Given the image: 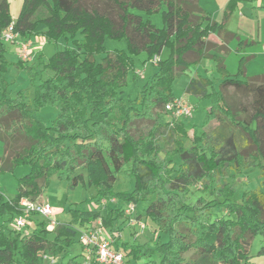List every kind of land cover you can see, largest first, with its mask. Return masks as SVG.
Returning <instances> with one entry per match:
<instances>
[{"label":"trees","instance_id":"16d2710c","mask_svg":"<svg viewBox=\"0 0 264 264\" xmlns=\"http://www.w3.org/2000/svg\"><path fill=\"white\" fill-rule=\"evenodd\" d=\"M236 3L229 0L222 20L216 22L197 0H23L15 18L8 0H0V33L13 22V31L23 41L34 35L49 42L66 40L46 60L37 51L26 64L21 59L9 62L7 43L0 39V171L11 172L18 165L30 168L18 178L12 198L0 193V264H44L45 258L55 256L63 264H99L93 250L86 252L79 240L80 251H70L78 230L73 225L82 229L98 220L114 238L112 248L123 253L125 264H247L251 240L264 237V72L246 74L250 56L239 57L234 74L226 69L224 57L235 34L224 24ZM157 12L161 28L149 18ZM211 34L220 42L212 41ZM107 38L125 39L126 49H106ZM251 44L241 40L235 51ZM164 49L168 55L156 61V71L140 87L137 104L120 97L128 73L137 78L134 56L145 52L152 60ZM203 59L214 63L218 85L198 76L189 79L185 91L209 100L203 125L213 120L218 125L209 135L194 126L192 145L186 148L181 139L187 136L185 116H172L166 123L158 118L175 99L174 81ZM11 66L29 77V84L13 96L2 78ZM45 106L57 110L49 125L38 117ZM141 121L150 128L135 134ZM164 130L173 147L161 157L157 135ZM251 166L260 169V187L243 191L238 202L232 201L231 183L214 184L225 172L236 180ZM122 171L133 178L130 191L113 190ZM55 173L71 187L95 188L89 199L93 209L69 208L70 225L58 223L49 229L45 220L32 216L24 228H16L20 200H40ZM195 183L208 192L191 201L190 186ZM113 199L134 207L147 204L143 216L153 222L156 233L151 242L128 243L115 237L124 209L102 205ZM213 208L225 209L227 216L213 218ZM189 251L194 257L186 259ZM258 253H264V246Z\"/></svg>","mask_w":264,"mask_h":264},{"label":"rangeland","instance_id":"374dc122","mask_svg":"<svg viewBox=\"0 0 264 264\" xmlns=\"http://www.w3.org/2000/svg\"><path fill=\"white\" fill-rule=\"evenodd\" d=\"M87 4L94 2L95 0H84ZM10 13L12 18H15L21 8V4L23 0H8ZM201 3L204 4L205 9L213 18H217L219 11L213 5L211 0H201ZM206 4V5H205ZM254 8V11L257 12L258 20L257 28L258 32L256 33V37L260 40L264 41V11L257 8L255 2H250V8ZM253 11V10H251ZM134 13H138L142 15L144 18L146 16L142 12H138L133 10ZM221 14L219 15V20L221 18ZM150 20L154 26L157 28L162 27V18L161 12L154 13L150 15ZM237 28L234 25V20L228 24V29ZM41 30V27L38 29ZM247 30V29H246ZM241 34V33H240ZM243 34L238 35V40L241 39ZM23 41L19 39L18 42L6 44V53L5 57L9 62L16 63L19 59L24 61L26 64H29L33 61L35 55V47L40 46V50L42 46L43 49V58L46 60L50 57L54 52L61 50L66 43L64 38H60L58 41H46L41 35H34L29 40H24L23 42L27 44V55L23 58L18 52L19 43ZM32 43H31V42ZM44 42V43H43ZM71 44V41L69 42ZM18 45L17 53L16 46ZM106 49L111 50L114 48L117 49H126L127 44L125 39L121 40H105ZM167 50V49H166ZM263 52L264 49L259 48L257 51ZM166 55V53L164 54ZM225 58V57H224ZM226 68L229 73H233L236 70L237 65V55L234 52H231L228 56L226 55ZM134 66L136 69L137 78H133V73L129 72L127 75L126 85L120 90L119 96L122 97L125 101L130 104H137V97L140 91V87L145 83L149 77L156 71V62L147 59V54L145 52L140 53L139 55L134 56ZM252 66V68H251ZM261 66H264V55L259 56V60L250 65L249 72H258L261 69ZM260 72V71H259ZM207 77L211 78L214 81L215 86L218 85L219 78L214 69V63L209 59H203L199 64L192 65L190 68L183 73L179 78L174 81L173 84V93L175 95V99H180L182 102L186 103L191 108L190 114L185 116L184 123L187 129V136L185 138H181L184 146L186 148L191 147L192 145V131L193 127L197 129L198 132H204L206 134H211V131L218 125L217 121H210L208 124L203 125L204 116L209 109L210 102L207 99H198L195 96L188 94L185 91V87L190 78L195 77ZM2 78L8 83V89L10 91L11 96L21 88H25L29 84V77L27 73L23 70L20 71L15 66H11L9 71L2 76ZM233 92L232 88H229V93ZM57 114V110L53 106H45L40 109L38 112V117L46 124L49 125L51 121L55 118ZM182 117V116H180ZM172 115L169 112L162 111L158 120L161 123H166L170 121ZM150 128V124L146 121L138 122L136 127L133 129L134 133H145ZM157 144L160 147V156L163 157L165 153H167L172 147L173 142L169 137L167 131H162L157 135ZM2 144L0 143V156H2ZM174 160L177 161V156L173 157ZM125 168H128L126 165ZM30 168L28 165H18L13 171H0V193L6 199L12 198L17 191V180L18 178L24 176L29 172ZM76 173H84L81 169H77ZM230 172H225L222 177H216L214 180V184H223V183H231L234 188V196L232 197V201H239L241 193L247 190H253L260 187L261 183V172L260 169L256 166H251L245 169L242 174L238 175L236 180H232L229 177ZM134 187L133 178L128 175L126 171L120 172L116 181L113 185L114 191H130ZM203 186L201 183H195L190 186V199L194 201L198 196L203 195L206 196L208 191L202 190ZM96 193L95 188L85 186L83 187L81 184L77 186L71 187L67 180L60 179L58 174L55 173L50 177L49 183L42 190L41 195L38 197L40 200H46L49 205L53 209L52 218L60 224L70 225L71 216L68 212L69 208L79 207L82 209H93V205L89 199H91ZM102 205H106L109 207L113 206H122L124 209V220L118 225V237L121 242L128 243H138L143 244L145 242H151L152 238L156 236L154 232L155 226L153 222L148 218L143 216L144 209L146 207V203H139L136 207L130 208V203H122L117 200L111 201H103ZM97 207L96 209H98ZM213 218L217 216H227L225 209L223 208H213L212 210ZM14 221V220H13ZM2 220L0 219V223ZM93 226L96 223H92ZM76 229V234L74 239L76 240L75 244L70 248L72 255L77 254L80 251V243L79 240V232L82 230L80 226L73 225ZM103 234L106 238H111L110 233L107 228L103 229ZM50 239L53 238V234H50ZM162 239H167V233L164 232L162 234ZM116 240V239H115ZM264 246V237L262 235L255 236L250 243L248 248L249 259L247 264H264V253L259 254V250ZM186 259L193 258L194 252L189 251L185 253ZM55 261H51V259L45 258L44 264H63L65 261H61L60 256L54 257ZM79 261L82 260V256L77 258ZM129 264V263H127Z\"/></svg>","mask_w":264,"mask_h":264},{"label":"built area","instance_id":"2783aa9c","mask_svg":"<svg viewBox=\"0 0 264 264\" xmlns=\"http://www.w3.org/2000/svg\"><path fill=\"white\" fill-rule=\"evenodd\" d=\"M0 39L7 44L19 41V35L13 31V22L1 31ZM27 48V44L23 41L19 43L18 52L23 58L27 55ZM158 59L155 56L152 61L156 62ZM165 111L169 112L173 117H180L188 116L191 108L180 99H174L165 105ZM19 206L22 214L14 218L13 225L16 228H24L26 226V220L32 216H37L45 220L49 229H53L58 225V222L52 218L53 209L46 200H32L24 197L20 200ZM131 206L134 207L131 204V209ZM95 223V226L90 225L82 228L79 232V241L84 247V250L88 253L93 250L95 261L99 264H125L123 253L112 248L114 238L111 237L108 239L104 236V227H102L100 220ZM117 236V233H115V237ZM49 258L51 261H55L54 257Z\"/></svg>","mask_w":264,"mask_h":264},{"label":"crops","instance_id":"0c3cea01","mask_svg":"<svg viewBox=\"0 0 264 264\" xmlns=\"http://www.w3.org/2000/svg\"><path fill=\"white\" fill-rule=\"evenodd\" d=\"M211 1L213 2V5L216 7V9L219 11L217 18H213L211 16V14L208 13V11L204 7V4L201 3V0H197V3L207 13V15H209L216 22H220L223 18L224 8H225V6L229 0H211ZM252 1L256 3L257 8L264 11V0H237L235 9L230 14V16L227 18V20L225 21V24H224V28L226 30L231 31L235 34L234 39L228 44L230 52L227 54V56L231 52H234L238 57L237 58V65H238L239 57L250 56V58L248 59V61L246 62V65H245L246 74L249 76L261 74L264 72V66H261V69L258 70V72H252V73L249 72L250 65L253 64L254 62H257L259 60L260 55H262V56L264 55V51L263 52H260V50L257 51L259 48L264 49V41L260 40L256 37V33L258 32V28H257V22L255 20H258V15H257L258 11L255 12L254 8H252V7L250 8V2H252ZM251 10H253V11H251ZM221 12H222V14H221V18L219 20V15ZM231 20H234V25H236V27H237V28H234L232 30L228 29V24L231 22ZM240 33L243 35H242L241 39L237 41L238 35H241ZM209 38L214 42H217V43L220 42L219 36L217 34H211L209 36ZM246 39L251 40L252 44L250 46L245 47L241 52H239V53L236 52L235 47H236L237 43L241 40H246ZM34 47L36 48L35 49L36 52L41 51L43 53L44 46H42L41 50L39 48L40 46L34 45ZM17 49H18V45L16 46V53H17ZM165 53H166V55H164ZM167 55H168V50L164 49L161 52V54L158 56V58L159 59H165L167 57ZM226 59L227 58L225 56L224 63H226ZM237 65H236V70H237ZM225 66H226V64H225ZM251 68H252V66H251ZM236 70H235V72H236Z\"/></svg>","mask_w":264,"mask_h":264}]
</instances>
